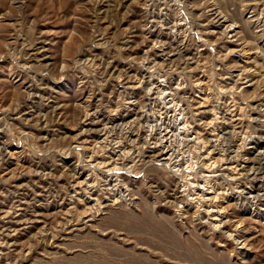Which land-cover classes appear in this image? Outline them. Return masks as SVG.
<instances>
[{"label":"rangeland","instance_id":"374dc122","mask_svg":"<svg viewBox=\"0 0 264 264\" xmlns=\"http://www.w3.org/2000/svg\"><path fill=\"white\" fill-rule=\"evenodd\" d=\"M0 264H264V0H0Z\"/></svg>","mask_w":264,"mask_h":264},{"label":"bare ground","instance_id":"6f19581e","mask_svg":"<svg viewBox=\"0 0 264 264\" xmlns=\"http://www.w3.org/2000/svg\"><path fill=\"white\" fill-rule=\"evenodd\" d=\"M213 163H214V162H213ZM217 220H218V219H217V218H215V219H214V222H217Z\"/></svg>","mask_w":264,"mask_h":264}]
</instances>
